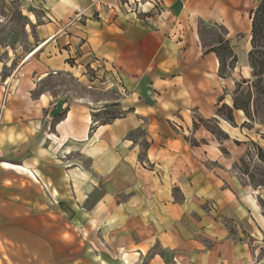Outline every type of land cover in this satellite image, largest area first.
I'll list each match as a JSON object with an SVG mask.
<instances>
[{
  "label": "crops",
  "instance_id": "0c3cea01",
  "mask_svg": "<svg viewBox=\"0 0 264 264\" xmlns=\"http://www.w3.org/2000/svg\"><path fill=\"white\" fill-rule=\"evenodd\" d=\"M38 1L44 23L24 58L38 51L0 73V96L16 83L0 108V264H264V211L234 177L230 145L241 137L232 145L242 153L260 126L243 128L233 111L218 142L199 122L232 107L235 72L250 78L249 12L260 0ZM200 23L224 30L231 77L204 53ZM98 62L121 77L123 117L92 132L90 105L32 95L54 71L87 83Z\"/></svg>",
  "mask_w": 264,
  "mask_h": 264
},
{
  "label": "rangeland",
  "instance_id": "374dc122",
  "mask_svg": "<svg viewBox=\"0 0 264 264\" xmlns=\"http://www.w3.org/2000/svg\"><path fill=\"white\" fill-rule=\"evenodd\" d=\"M42 15L43 8L38 0H0V62L2 63L0 73L2 78L9 76V74L14 75L12 72L18 68L20 62L23 59H27L28 56L25 58L24 56L33 48L37 39V26L44 23ZM198 30L204 45V53L211 45L217 44L224 36V31L219 26L212 24L200 23ZM220 55L225 57L226 67L229 63V56L224 51ZM68 62L70 66H73V61ZM28 69L23 70V73L27 72ZM84 74L87 83H80L71 74L59 71L50 72L42 80L36 82L35 79L33 81L36 90L32 95L36 97L40 93L47 94L50 99V106L53 107L52 105H54L56 108L59 107L61 109L65 105L67 106L68 103L90 105V109L94 111L91 113L92 123L90 126L93 132L98 124L108 123L125 115V112L119 111L117 106L112 107V105H118L117 103H119V100L126 93H123L124 88L119 73L116 70H111L103 62H98L93 67L87 65ZM234 74L237 81L243 79L240 73L235 72ZM17 76L19 77V73H17ZM9 83L3 84L4 88L1 90L0 108L9 103L14 93L13 85L16 83H12L10 88ZM27 83L29 84L28 87H30L31 82H29V78L27 79ZM232 92L233 90L231 92L226 91L224 93L225 99H229L228 97L232 98ZM15 101L19 104L17 99ZM226 115V110L220 114L221 118H224ZM221 118L219 117V120H223ZM208 126L216 130L215 122L211 121ZM142 135L141 131H136L130 136L141 146V156H143L142 152L146 147L144 141L141 140ZM263 135L264 127L260 126L255 133L249 136V138L247 137L248 142L244 140V144L247 147L241 146L242 149H245L242 153L236 151L232 145L241 141L239 140L241 137L237 136L236 141L238 142H235V140L231 141L230 145L235 159L234 163H236L232 166L234 177L240 185H247L259 194L257 195V200L264 211V162L259 161L255 157V152L251 145L253 142L264 151V141L261 139ZM186 137L189 141L191 140L189 135H186ZM248 148L250 149V155L245 158L244 154ZM221 154L225 158L229 156L228 151L223 148L221 149ZM241 158H245L246 166L240 163ZM73 244L70 241V245ZM3 260L5 264H8L7 257H4Z\"/></svg>",
  "mask_w": 264,
  "mask_h": 264
},
{
  "label": "trees",
  "instance_id": "16d2710c",
  "mask_svg": "<svg viewBox=\"0 0 264 264\" xmlns=\"http://www.w3.org/2000/svg\"><path fill=\"white\" fill-rule=\"evenodd\" d=\"M249 19L251 21V32L247 60L248 66L251 70V76L247 80L242 79L240 81L234 82L231 108L223 104L217 110L216 118L212 120L199 121L218 142L228 139L217 125V120H219V117L221 118L220 114L224 110L227 111V115L221 119L230 124L233 123V111H241L246 118V122H244L242 125L243 128L250 130L252 129L253 125L264 127V0H260L256 7L249 12ZM223 37L217 42L216 47L211 49L209 48L207 51H205V53H214L216 55L219 62L218 77L228 78L232 75L237 58L230 48L229 43L224 41ZM223 51L227 52L229 56V63L226 67L225 57L220 55V53ZM226 71L228 72L226 73ZM115 106L116 105H112V107ZM211 121L215 122L216 130L211 129L208 126ZM194 127H196L195 124ZM261 139L264 141V135L261 136ZM190 143L192 146L196 144L194 141ZM235 144L238 145V143ZM251 145L255 152V157L259 161L264 162V151H262L260 147L253 142ZM249 155L250 149L248 148L244 154V157L247 158ZM245 158L240 159V163L243 166H246Z\"/></svg>",
  "mask_w": 264,
  "mask_h": 264
},
{
  "label": "bare ground",
  "instance_id": "6f19581e",
  "mask_svg": "<svg viewBox=\"0 0 264 264\" xmlns=\"http://www.w3.org/2000/svg\"><path fill=\"white\" fill-rule=\"evenodd\" d=\"M44 44V43H43ZM39 48H37L36 50H34L33 52L29 53L27 60L30 59L31 57H33V55L36 53V51H38Z\"/></svg>",
  "mask_w": 264,
  "mask_h": 264
},
{
  "label": "built area",
  "instance_id": "2783aa9c",
  "mask_svg": "<svg viewBox=\"0 0 264 264\" xmlns=\"http://www.w3.org/2000/svg\"><path fill=\"white\" fill-rule=\"evenodd\" d=\"M137 2H138V1H137ZM138 3H139V2H138ZM153 7H156V8H157V5L154 3V4H153Z\"/></svg>",
  "mask_w": 264,
  "mask_h": 264
}]
</instances>
